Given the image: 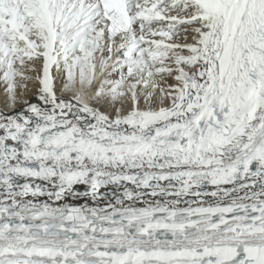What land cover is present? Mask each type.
Instances as JSON below:
<instances>
[{"label": "snow or ice", "instance_id": "obj_1", "mask_svg": "<svg viewBox=\"0 0 264 264\" xmlns=\"http://www.w3.org/2000/svg\"><path fill=\"white\" fill-rule=\"evenodd\" d=\"M0 88V264H264V0H0Z\"/></svg>", "mask_w": 264, "mask_h": 264}, {"label": "bare ground", "instance_id": "obj_2", "mask_svg": "<svg viewBox=\"0 0 264 264\" xmlns=\"http://www.w3.org/2000/svg\"><path fill=\"white\" fill-rule=\"evenodd\" d=\"M35 91L34 86L29 85V91L27 92V94L23 97H18V102H17V109H19L20 107V101L24 100V99H31L32 102H37L35 97L33 96V93ZM0 110H7L6 108V97L3 93V89L0 88ZM83 201H80V203H82Z\"/></svg>", "mask_w": 264, "mask_h": 264}]
</instances>
